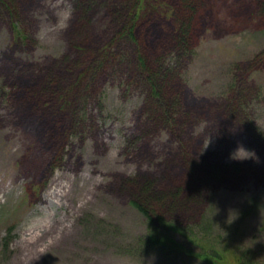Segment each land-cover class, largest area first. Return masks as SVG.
Instances as JSON below:
<instances>
[{"label": "rangeland", "instance_id": "374dc122", "mask_svg": "<svg viewBox=\"0 0 264 264\" xmlns=\"http://www.w3.org/2000/svg\"><path fill=\"white\" fill-rule=\"evenodd\" d=\"M191 1L173 41L180 0H0V264H163L135 250L145 221L125 183L189 176L205 190L174 220L201 218L264 264V57L248 68L264 0ZM139 57H161L162 109ZM94 61L109 64L59 98Z\"/></svg>", "mask_w": 264, "mask_h": 264}, {"label": "trees", "instance_id": "16d2710c", "mask_svg": "<svg viewBox=\"0 0 264 264\" xmlns=\"http://www.w3.org/2000/svg\"><path fill=\"white\" fill-rule=\"evenodd\" d=\"M162 4L166 7L168 2L165 1ZM190 5H192L191 0H180V8L183 11V18L177 15V17L181 19V23L175 25V30H173V41H176V38L179 36V30L180 38H183L187 33L186 28L182 29V27L187 21H189V16L186 14V11H188ZM11 9L13 10V8ZM261 12L264 16V6L262 7ZM159 15L163 18L165 17L162 12H160ZM129 32L130 31L127 28H123L119 31L118 36H125ZM111 47L112 46L110 45L101 48L98 55L107 60L109 56L108 49ZM263 57V53L257 55L248 68L253 69L256 66L253 65L254 62L260 64ZM160 61L161 57L154 60H145L139 57L138 63L136 64L137 73L143 78V80H145L147 86L150 87L152 93L151 99L157 105L158 109L164 107V92L162 91L164 84L158 81L157 74H155L157 73V66ZM108 64L107 61H104L103 63H97L94 61L86 65L82 70V73L76 78L75 82L71 86L66 87V90L60 92L58 97L62 99L69 94L75 93L76 90L83 86V79L93 77L97 72L104 71V68L107 67ZM153 64L155 65V69L152 71ZM70 105V102L63 101L60 107L57 103V108H62L63 110L70 109V112H72L73 107ZM57 123L58 120L55 119V123L52 125V130H55V125ZM71 128L72 126L69 127V130H71ZM60 153L61 150H59V155ZM232 166L238 168V166ZM243 167L245 168V166ZM207 179L208 178L197 180L189 176L188 179L184 178L177 182H173V189L169 190L170 192L154 190L152 188L151 180H146L141 183L128 180L125 183V188L130 193V204L145 218L146 223L144 235L138 237L139 239L136 241L137 251H142L143 253H156L166 261H171L179 257H186L193 259L200 264H257L255 263V258L251 260V253L246 254V252H249L250 250L245 249L241 252L244 248L235 244L228 236L225 237L215 233L212 228L207 230L205 220L201 218L198 219L197 227L193 225H182L174 220V216L179 211L188 210L191 203H193V196L196 194L192 192H200L202 189L205 190ZM33 190V188L26 189L23 194L24 198H26L31 192L34 194L35 191ZM185 192L188 194H185ZM177 193L183 195L181 200H177ZM189 194L192 196H189ZM187 197L189 198L187 199ZM9 231L10 229H8L5 232L6 234L1 237V244L3 247L7 246V243L11 241ZM177 236H181L185 240L184 243L177 241L175 239ZM222 237L225 238V240H223Z\"/></svg>", "mask_w": 264, "mask_h": 264}, {"label": "clouds", "instance_id": "9594fccd", "mask_svg": "<svg viewBox=\"0 0 264 264\" xmlns=\"http://www.w3.org/2000/svg\"><path fill=\"white\" fill-rule=\"evenodd\" d=\"M238 158H243V157H238ZM57 175H59V169L57 170V173H56ZM59 199L58 198H56L55 200H54V204H59ZM50 216H55V207H53L50 211H49V213H48ZM68 227L69 228H71V224L69 223L68 224Z\"/></svg>", "mask_w": 264, "mask_h": 264}]
</instances>
